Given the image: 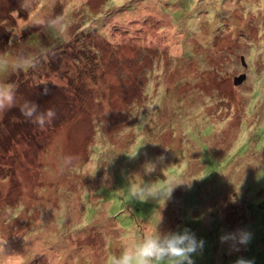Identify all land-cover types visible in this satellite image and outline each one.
<instances>
[{"label": "rangeland", "instance_id": "obj_1", "mask_svg": "<svg viewBox=\"0 0 264 264\" xmlns=\"http://www.w3.org/2000/svg\"><path fill=\"white\" fill-rule=\"evenodd\" d=\"M9 86L0 264H109L160 216L203 238L194 264H264V0H0ZM98 183L108 202L81 216ZM145 185L175 186L163 204ZM238 228L246 246L221 243Z\"/></svg>", "mask_w": 264, "mask_h": 264}, {"label": "clouds", "instance_id": "obj_2", "mask_svg": "<svg viewBox=\"0 0 264 264\" xmlns=\"http://www.w3.org/2000/svg\"><path fill=\"white\" fill-rule=\"evenodd\" d=\"M14 102V88L11 86L0 88V109L10 107ZM37 111V105L26 104L24 115L32 117ZM46 116L54 117L55 111L53 109L46 110ZM175 185L167 191L161 189L150 191V185L141 186L136 195L142 196L144 199L153 198L156 201L162 199L164 204L170 198ZM161 220L160 216L152 230L143 234L134 243L126 245L119 254L112 255L109 264H194V254L203 250L205 244L203 238H198L188 227L161 232L157 228ZM251 236L252 234L248 230L238 228L235 231L223 233L220 236V241L228 243L231 248L238 250L240 246H246L250 242ZM235 264H253V261L241 257L235 261Z\"/></svg>", "mask_w": 264, "mask_h": 264}, {"label": "trees", "instance_id": "obj_3", "mask_svg": "<svg viewBox=\"0 0 264 264\" xmlns=\"http://www.w3.org/2000/svg\"><path fill=\"white\" fill-rule=\"evenodd\" d=\"M145 155H148L149 156V154H145ZM112 165H109V167L106 169V171H107V173H103V174H101L99 177L98 176H96V175H93L94 177H98V178H103L101 181H103L104 180V177L107 175V174H109V177H110V181H111V178L113 177V178H115V179H117V177H116V174L119 172V169L121 168V166H120V163H118V161L116 160L115 162H113V163H111ZM145 164H147L146 165V167H145V169H148L152 164H151V162L148 160V161H146V163ZM130 165V167H129V170H132L133 169V167H136V165L135 164H129ZM115 172V173H114ZM113 173H114V175H113ZM132 176H133V173H132ZM134 177V176H133ZM96 178H94V180L96 181ZM111 183V182H110ZM103 187H108V186H106L104 183H98V186H96L95 188H94V196L96 197V203L95 204H92L90 201H89V196L87 197V198H85V196H87V193L85 194V191H84V189H80L81 191H82V195L81 196H78L79 197V199H82L81 201H79L80 202V207H82V211H80V213L79 214H81V216L83 215V216H85V210H86V208L87 207H89V206H92V207H97V206H99L100 204H106L108 201H106V198H105V195L103 194ZM98 197L100 198V199H98ZM136 199H137V197H136ZM100 202V203H99ZM135 203H137V201H135ZM144 203V202H143ZM138 205L140 206L141 205V203H138ZM138 209V208H137ZM154 209H155V207H154ZM63 210V212H64V209H62ZM22 211V210H21ZM99 211V210H98ZM132 212H133V210H131ZM106 214H107V212H106ZM108 215V214H107ZM96 217H98V213H97V211H96V215H95ZM135 217H136V220H138V222H140V221H142V220H145V218L144 217H141V216H139L138 214L137 215H135ZM59 221H61V222H64L63 223V226H65L66 227V223H65V221H64V217H63V215L62 216H60V218L58 219V220H56V223H59ZM52 224H54L53 223V221H52ZM62 226V227H63ZM64 227V228H65ZM64 230V229H63ZM71 231V230H70ZM70 237L71 236H75L74 234L73 235H69ZM55 248H57V246H54V249ZM56 250V249H55Z\"/></svg>", "mask_w": 264, "mask_h": 264}, {"label": "water", "instance_id": "obj_4", "mask_svg": "<svg viewBox=\"0 0 264 264\" xmlns=\"http://www.w3.org/2000/svg\"><path fill=\"white\" fill-rule=\"evenodd\" d=\"M241 60H242V65L244 66L245 63L243 62V59H241ZM244 80H245V75L244 74H241L239 76L234 77V83L236 85L242 83Z\"/></svg>", "mask_w": 264, "mask_h": 264}]
</instances>
